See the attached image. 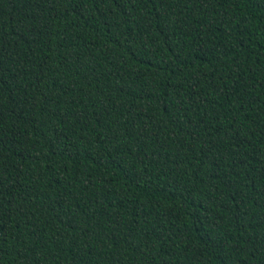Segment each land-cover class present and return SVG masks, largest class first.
Masks as SVG:
<instances>
[{"label":"trees","instance_id":"1","mask_svg":"<svg viewBox=\"0 0 264 264\" xmlns=\"http://www.w3.org/2000/svg\"><path fill=\"white\" fill-rule=\"evenodd\" d=\"M0 264H264V0H0Z\"/></svg>","mask_w":264,"mask_h":264}]
</instances>
